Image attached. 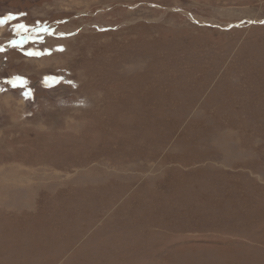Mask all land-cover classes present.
<instances>
[{
    "label": "rangeland",
    "instance_id": "1",
    "mask_svg": "<svg viewBox=\"0 0 264 264\" xmlns=\"http://www.w3.org/2000/svg\"><path fill=\"white\" fill-rule=\"evenodd\" d=\"M0 21V264H264V0Z\"/></svg>",
    "mask_w": 264,
    "mask_h": 264
},
{
    "label": "trees",
    "instance_id": "2",
    "mask_svg": "<svg viewBox=\"0 0 264 264\" xmlns=\"http://www.w3.org/2000/svg\"><path fill=\"white\" fill-rule=\"evenodd\" d=\"M20 16L22 17L23 22L27 23V21L24 20L25 17L27 16V13L22 12ZM25 23L23 24L24 26H25ZM15 29H16V30H14L13 33L16 34L17 36H20V35L22 36V35L25 34V32H27V30H28V28H27L26 26H25L23 29L20 28V27H18V26H15Z\"/></svg>",
    "mask_w": 264,
    "mask_h": 264
},
{
    "label": "water",
    "instance_id": "3",
    "mask_svg": "<svg viewBox=\"0 0 264 264\" xmlns=\"http://www.w3.org/2000/svg\"><path fill=\"white\" fill-rule=\"evenodd\" d=\"M19 39L25 40V39H28V37H27V35H24V36H22ZM13 42H15V44ZM17 44H18V41L17 40H14L11 43L5 45L4 47H0V51H6L7 49L12 48V47L16 46Z\"/></svg>",
    "mask_w": 264,
    "mask_h": 264
},
{
    "label": "snow or ice",
    "instance_id": "4",
    "mask_svg": "<svg viewBox=\"0 0 264 264\" xmlns=\"http://www.w3.org/2000/svg\"><path fill=\"white\" fill-rule=\"evenodd\" d=\"M12 17H8L7 19H11ZM5 22V21H0V23ZM20 28H24V25H19ZM15 44V42H13ZM32 53H29V55H31ZM17 82H21V83H26L24 81L21 80V78L17 77L16 81H13L12 83L14 84V86L16 85Z\"/></svg>",
    "mask_w": 264,
    "mask_h": 264
}]
</instances>
